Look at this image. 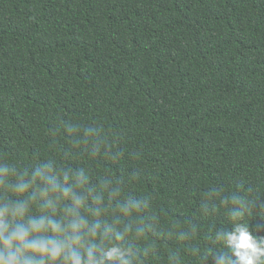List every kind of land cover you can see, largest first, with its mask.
<instances>
[{"label":"trees","instance_id":"obj_1","mask_svg":"<svg viewBox=\"0 0 264 264\" xmlns=\"http://www.w3.org/2000/svg\"><path fill=\"white\" fill-rule=\"evenodd\" d=\"M61 118L122 158L78 152L52 134ZM3 152L61 154L93 186L138 169L123 195L155 193L164 221L146 264L227 251L217 234L264 214L221 204L242 187L264 200V0H0Z\"/></svg>","mask_w":264,"mask_h":264},{"label":"clouds","instance_id":"obj_2","mask_svg":"<svg viewBox=\"0 0 264 264\" xmlns=\"http://www.w3.org/2000/svg\"><path fill=\"white\" fill-rule=\"evenodd\" d=\"M51 131L71 137L74 149L92 157L111 152L118 162L123 156L111 151L110 139L97 127L61 118ZM139 174L108 172L93 186L89 171L70 166L61 154L24 160L0 153V264H146L154 248L147 238L159 236L164 221L153 210L155 193L123 195L127 180ZM241 191L221 199L233 221L264 208L250 189ZM106 214L110 221L98 219ZM258 219L255 231L251 224L234 223L217 234L227 251L194 255L202 264H264V214Z\"/></svg>","mask_w":264,"mask_h":264}]
</instances>
